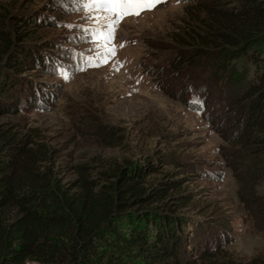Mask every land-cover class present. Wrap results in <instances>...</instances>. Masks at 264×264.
I'll return each mask as SVG.
<instances>
[{
    "label": "rangeland",
    "instance_id": "374dc122",
    "mask_svg": "<svg viewBox=\"0 0 264 264\" xmlns=\"http://www.w3.org/2000/svg\"><path fill=\"white\" fill-rule=\"evenodd\" d=\"M195 1L166 0L140 17L125 18L114 41L116 56L88 67L74 59L80 52L91 55L94 44L80 38L81 28L68 27L90 23L85 12L71 10L73 0H0L8 28L14 29L16 15L51 17L54 23L38 27L33 41L47 42L57 64L7 77L0 127L11 126L51 148L46 165L59 184L74 180L79 164L91 165L93 178L102 182V172L114 178L117 167L141 169L151 184L171 177L179 188L158 206L185 220L186 234L207 231L211 244L220 246L215 252H226L235 264H264V149L256 153L236 143L239 111L249 103L258 71L253 57L264 54V35L238 47L204 49L188 61L195 52L177 39L188 38L189 26L198 27L192 21ZM27 81L49 96L32 102ZM179 85L204 107L181 97ZM16 101L18 112L12 110ZM153 163L157 171L151 173ZM188 193L190 202H181ZM181 242L179 255L200 261L194 253L185 256L184 246L189 249L192 241ZM99 247L103 253L105 243Z\"/></svg>",
    "mask_w": 264,
    "mask_h": 264
},
{
    "label": "trees",
    "instance_id": "16d2710c",
    "mask_svg": "<svg viewBox=\"0 0 264 264\" xmlns=\"http://www.w3.org/2000/svg\"><path fill=\"white\" fill-rule=\"evenodd\" d=\"M194 9L192 21L198 27L189 26L188 38L177 39L195 52L188 61L204 49L238 47L264 35V0H237L234 5L228 0H196ZM5 18L0 15V111L6 109L1 93L9 75L57 65L47 42L33 41L38 27L54 23L48 14L16 15L14 29L8 28ZM253 61L258 71L248 90L249 103L239 111L242 126L236 143L261 153L264 54H255ZM26 86L32 102L49 96L39 84L27 81ZM176 89L185 96V86ZM12 110L18 112L17 101ZM51 151L32 135L0 127V264H235L226 252H215L220 246L211 244L213 237L207 231L200 237L193 235V229L186 234L185 220L159 208L179 188L171 177L151 184L141 169L117 167L114 178L102 172L106 180L102 182L93 178L91 165L79 164L76 178L59 184L46 165ZM149 171L156 172L157 164H150ZM180 198L190 202L189 193ZM183 237L192 241L189 249L184 246L185 256L194 253L200 261L179 255ZM101 242L103 253L98 250Z\"/></svg>",
    "mask_w": 264,
    "mask_h": 264
},
{
    "label": "snow or ice",
    "instance_id": "6c2138e0",
    "mask_svg": "<svg viewBox=\"0 0 264 264\" xmlns=\"http://www.w3.org/2000/svg\"><path fill=\"white\" fill-rule=\"evenodd\" d=\"M165 2L166 0H73L70 5L71 10L85 12V19L90 23L87 27L84 25H68V27L81 28L83 35L80 38L94 44V48L89 49L91 55L78 53L82 62L88 67H100L108 63L117 54L114 41L120 23L128 17H140L144 12L152 11ZM123 46V44L119 45V47ZM64 78H68L67 73L64 74ZM190 103L203 106V101H199L198 98H194Z\"/></svg>",
    "mask_w": 264,
    "mask_h": 264
},
{
    "label": "clouds",
    "instance_id": "9594fccd",
    "mask_svg": "<svg viewBox=\"0 0 264 264\" xmlns=\"http://www.w3.org/2000/svg\"><path fill=\"white\" fill-rule=\"evenodd\" d=\"M212 242V241H211Z\"/></svg>",
    "mask_w": 264,
    "mask_h": 264
}]
</instances>
